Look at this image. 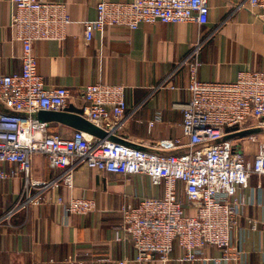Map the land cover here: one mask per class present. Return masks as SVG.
<instances>
[{
  "label": "built area",
  "instance_id": "obj_1",
  "mask_svg": "<svg viewBox=\"0 0 264 264\" xmlns=\"http://www.w3.org/2000/svg\"><path fill=\"white\" fill-rule=\"evenodd\" d=\"M12 1V28L15 39L23 45V66L19 74H0V167L17 164L18 170L0 168V181L24 177V191L16 209L41 203L40 195L55 186L72 189L74 175L83 166L124 177L145 175L153 186L163 187L162 198H142L135 206H124L116 226V241L134 244L138 264L169 262L177 246L182 250L181 264L196 262L206 246L221 251L224 260L232 254L242 259L233 233L239 227L243 191L251 178L257 177L258 186H264V143L250 160L240 148L245 139H239L237 145L232 135L237 136L252 123L264 130V72L244 70L232 82L201 81V51L213 36L202 34L181 64L188 69L190 94V101L181 106L185 143L183 139H166L133 147L112 139L128 111L126 87L102 83L87 86L79 97L86 104L84 118L107 132L106 138L84 131H76L70 138L49 135L48 124L40 122L38 115L67 110L74 93L65 87L45 85L38 73L35 45L65 41L72 19L64 3ZM235 6L240 9L245 4ZM246 6L264 23V0H249ZM209 17L210 0L101 2L96 18L84 22L85 36L89 42L108 26L134 31L142 23H196L202 28ZM149 125L153 128L154 122ZM257 138L248 137L253 142ZM180 148L185 152L175 153ZM36 154L45 155L62 175L51 182L32 181ZM58 205L70 215L87 216L96 210V203L86 198H60ZM253 228H257L255 223Z\"/></svg>",
  "mask_w": 264,
  "mask_h": 264
},
{
  "label": "crops",
  "instance_id": "obj_2",
  "mask_svg": "<svg viewBox=\"0 0 264 264\" xmlns=\"http://www.w3.org/2000/svg\"><path fill=\"white\" fill-rule=\"evenodd\" d=\"M40 1L66 4L72 19L65 41L35 45L38 73L45 85L65 87L74 93L67 110L47 116L54 119L47 123L49 135L72 137L85 116L86 104L79 92L102 83L126 87L128 111L113 139L133 147L183 139L181 106L190 101V94L188 69L181 64L202 34L213 36L201 51V81L232 82L244 70L264 72V23L246 6L249 0H210L209 23L202 28L196 23H142L130 31L115 25L96 33L89 42L84 22L96 18L98 4L132 0ZM239 4L245 7L235 9ZM13 13V1L0 0V74L22 71L24 49L15 39ZM162 84L165 87L159 88ZM244 132L247 136H240ZM241 133L232 138L237 145L239 139H245L240 148L253 160L264 143V130L252 123ZM250 135L258 141L248 139ZM184 152L183 148L175 151ZM32 161L34 182H51L63 173L43 154H36ZM2 167L7 172L18 170L17 164ZM258 185L259 179L254 176L243 191L242 217L233 233L234 245L243 252V258L236 259L232 254L224 260L221 251L206 246L196 262L186 264H264V186ZM24 186L23 176L0 181V264H138L134 244L116 241L120 210L137 205L142 198H162L164 194L163 187L153 186L145 175L124 177L83 166L74 175L72 189L55 186L40 195L41 203L16 209ZM180 197L185 199L181 185ZM60 198L93 200L96 210L87 216L70 215L58 205ZM181 257L182 250L177 246L169 262L148 264H181Z\"/></svg>",
  "mask_w": 264,
  "mask_h": 264
},
{
  "label": "water",
  "instance_id": "obj_3",
  "mask_svg": "<svg viewBox=\"0 0 264 264\" xmlns=\"http://www.w3.org/2000/svg\"><path fill=\"white\" fill-rule=\"evenodd\" d=\"M60 113H55V112H41L38 115V120L42 123H49L51 120L54 119H50L47 118V116H57ZM81 114H83V112H81ZM81 124H79L78 126H75L77 128V131H84L86 133H89L91 135H94L98 138H106L107 137V132L102 131L101 129H99L98 127L94 126L92 123H90L88 120H86V118H84L83 116L80 118ZM234 130H237V128H234ZM228 132L230 130H227ZM240 136H247V133H241ZM113 139V138H112Z\"/></svg>",
  "mask_w": 264,
  "mask_h": 264
}]
</instances>
